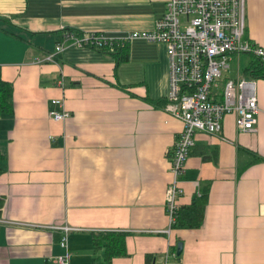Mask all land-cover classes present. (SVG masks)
Masks as SVG:
<instances>
[{
  "label": "crops",
  "instance_id": "crops-1",
  "mask_svg": "<svg viewBox=\"0 0 264 264\" xmlns=\"http://www.w3.org/2000/svg\"><path fill=\"white\" fill-rule=\"evenodd\" d=\"M167 2L0 0V68L14 104L0 119V264H56L67 252L70 264H264V78L257 132L238 131L229 114L220 133L195 134L179 204L203 202V222L168 233L170 151L183 123L169 111L166 46L134 41L148 43L157 74L129 75L114 56L79 46L37 62L62 28L124 37L152 30ZM245 15L246 38L264 48V0H245ZM234 58V79L252 78L254 58ZM54 99L67 120L49 117ZM61 227L73 230L65 237ZM107 233L125 235L127 255L109 262L105 246L95 249L94 237Z\"/></svg>",
  "mask_w": 264,
  "mask_h": 264
},
{
  "label": "built area",
  "instance_id": "built-area-1",
  "mask_svg": "<svg viewBox=\"0 0 264 264\" xmlns=\"http://www.w3.org/2000/svg\"><path fill=\"white\" fill-rule=\"evenodd\" d=\"M165 45L169 56L170 114L183 123V130L170 151L172 182L165 204L169 218V233L178 220L179 198L186 164L198 132L217 134L224 118L234 114L240 132H257L258 78H228L220 89L223 74L230 73L233 56L251 55L264 67V48L246 38L245 0H168L164 16L157 19L152 30L132 31L124 37L90 33L80 37L62 28V38L53 53L38 59V63L56 62L70 46L88 47L114 55L132 41ZM63 89L64 81L59 80ZM49 117L55 122L67 120L71 113L63 99L52 101ZM65 237L71 227L58 228ZM62 246L67 248V239ZM173 257H177L173 253ZM56 264H70L68 252L55 259ZM155 264V263H154ZM168 264V259L165 263Z\"/></svg>",
  "mask_w": 264,
  "mask_h": 264
},
{
  "label": "trees",
  "instance_id": "trees-1",
  "mask_svg": "<svg viewBox=\"0 0 264 264\" xmlns=\"http://www.w3.org/2000/svg\"><path fill=\"white\" fill-rule=\"evenodd\" d=\"M112 56H114L117 59L118 65L129 61V57H130L129 47L127 46L125 49ZM247 70L249 74L255 78H264V67L256 59L252 60ZM13 109H14L13 85L12 83L2 78L1 68H0V119L3 115L12 114ZM3 157L4 156L0 151V174L2 173L1 162L3 160ZM200 196L203 197L204 195H200ZM203 213H204V203L195 202L192 207L179 210L178 220L175 226L176 227L183 226L190 228L199 227L203 222L202 220ZM102 246H105L106 260L109 262L112 261V259L115 257L127 255L126 239L124 234L107 233L104 235L99 234L95 236L94 237L95 249H99Z\"/></svg>",
  "mask_w": 264,
  "mask_h": 264
},
{
  "label": "rangeland",
  "instance_id": "rangeland-1",
  "mask_svg": "<svg viewBox=\"0 0 264 264\" xmlns=\"http://www.w3.org/2000/svg\"><path fill=\"white\" fill-rule=\"evenodd\" d=\"M134 41L131 42L130 45V58L128 62H124L123 65L126 68L125 73H128L129 75H134L136 71H142L143 69L147 70L150 74H157L159 73V65H151L152 62H157L153 57L150 56L149 54V45L148 43H143V42H136L137 44L134 46ZM166 61L169 64V56L167 53L166 56ZM246 61L247 58L246 56L241 57L240 59V67L241 69L245 68L246 66ZM148 63V64H147ZM231 65V72L230 73H225L223 74L222 79H228V78H235L237 77L236 70H237V64H238V59L234 58L232 61L229 62ZM122 64V63H121ZM147 64V65H146ZM157 72V73H156ZM243 74V72H241ZM159 79H163V76L157 77Z\"/></svg>",
  "mask_w": 264,
  "mask_h": 264
},
{
  "label": "water",
  "instance_id": "water-1",
  "mask_svg": "<svg viewBox=\"0 0 264 264\" xmlns=\"http://www.w3.org/2000/svg\"><path fill=\"white\" fill-rule=\"evenodd\" d=\"M182 250H183V245H182V243H180L178 245V252H177L179 256L182 254Z\"/></svg>",
  "mask_w": 264,
  "mask_h": 264
}]
</instances>
